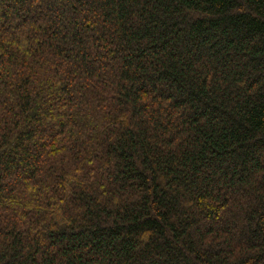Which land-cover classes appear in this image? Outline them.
<instances>
[{"label":"trees","instance_id":"trees-1","mask_svg":"<svg viewBox=\"0 0 264 264\" xmlns=\"http://www.w3.org/2000/svg\"><path fill=\"white\" fill-rule=\"evenodd\" d=\"M0 264H264V0H0Z\"/></svg>","mask_w":264,"mask_h":264}]
</instances>
